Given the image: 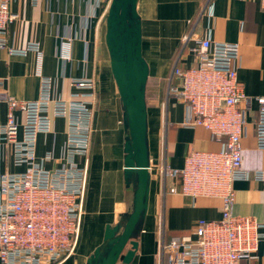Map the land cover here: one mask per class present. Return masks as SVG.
Masks as SVG:
<instances>
[{
	"label": "crops",
	"instance_id": "obj_1",
	"mask_svg": "<svg viewBox=\"0 0 264 264\" xmlns=\"http://www.w3.org/2000/svg\"><path fill=\"white\" fill-rule=\"evenodd\" d=\"M110 0H12L16 17L0 33V125L6 122V97L17 101L39 97L41 76L51 78L47 116L50 125L36 136L35 153L43 168L65 164L68 116L53 113L54 101L81 99L91 107L90 145L86 154L87 172L83 212L76 247L58 264H88L94 249L103 242L106 225L118 223L131 209L134 181L124 171V106L110 65L105 41L104 15ZM140 21L141 54L148 64L145 85L149 193L147 209L134 236L137 248L128 264H165L159 259L160 233L165 241L193 236L197 219H218L222 201L218 197L191 196L181 191L180 174H164L159 168L180 169L185 157L196 150H217L221 141L201 126L185 125V105L162 92L150 100V79L168 84L172 66L186 34L239 45L237 78L246 94L264 95V8L260 0H136ZM35 43L37 49L30 45ZM26 48L24 54L9 53L7 47ZM181 61L193 64L184 53ZM90 78L93 91L78 88L74 81ZM77 93V94H76ZM245 123L241 136L242 167L246 178L230 185L234 192L232 211L264 223V148L257 146L255 120L258 105L240 103ZM164 108V109H163ZM165 112V113H164ZM18 123L24 112L12 110ZM164 113V115H163ZM51 155L49 159L45 157ZM73 160L82 165L83 156ZM25 164L14 161L11 147L0 140V173H21ZM256 256L240 264H264V226L260 228ZM129 247V245L127 246ZM0 264H2L0 262Z\"/></svg>",
	"mask_w": 264,
	"mask_h": 264
},
{
	"label": "built area",
	"instance_id": "obj_2",
	"mask_svg": "<svg viewBox=\"0 0 264 264\" xmlns=\"http://www.w3.org/2000/svg\"><path fill=\"white\" fill-rule=\"evenodd\" d=\"M12 0H0V33L16 17ZM35 1V0H34ZM264 8V0H260ZM168 79L166 97L185 105V125L201 126L221 141L217 150L191 151L180 169L160 166L164 174L181 175V191L191 196L207 195L222 201L218 219H197L193 236L165 241L160 233L158 256L165 264H240L242 258L256 256L260 228L264 223L249 215L232 211L234 192L231 181L246 178L242 167L241 136L245 123L240 103L258 105L255 120L257 146L264 148V95L244 92L237 78L239 45L186 34L181 39ZM5 47L3 41L0 48ZM37 49L35 43L30 45ZM9 53L24 54L25 49L7 47ZM193 64L181 61L184 53ZM78 88L93 91V81H74ZM51 78L41 76L39 97L17 101L6 97V122L0 125V140L12 150L14 161L25 164L21 173H0V262L2 264H58L73 253L83 212L87 166L78 165L74 155L86 157L90 108L85 100L54 101L53 113L67 115L68 129L64 153L68 161L53 169L43 168L35 153L36 136L48 129L47 104ZM77 94V93H76ZM24 112L18 123L12 110ZM164 109V108H163ZM165 113V112H164ZM163 113V115H164ZM51 155L45 158L49 159ZM264 179V171L254 173Z\"/></svg>",
	"mask_w": 264,
	"mask_h": 264
},
{
	"label": "water",
	"instance_id": "obj_3",
	"mask_svg": "<svg viewBox=\"0 0 264 264\" xmlns=\"http://www.w3.org/2000/svg\"><path fill=\"white\" fill-rule=\"evenodd\" d=\"M135 2L110 0L104 15L110 65L124 106V171L126 179L134 181L132 207L118 223L106 225L103 242L89 256L88 264H128L137 248L134 236L147 209L150 173L144 93L149 69L141 54Z\"/></svg>",
	"mask_w": 264,
	"mask_h": 264
},
{
	"label": "rangeland",
	"instance_id": "obj_4",
	"mask_svg": "<svg viewBox=\"0 0 264 264\" xmlns=\"http://www.w3.org/2000/svg\"><path fill=\"white\" fill-rule=\"evenodd\" d=\"M153 79V78H152ZM150 79L149 81V84H148V94H149V98L150 100H153L154 97H156V95L159 94V96L161 95V92H162V97L163 99H161V103L163 104V102L165 101V95H166V91H167V82L164 81V84H160V85H156L155 82H153V80ZM88 104V102H87ZM89 108H90V114H89V129L87 130L88 132V147H87V150L85 152V154H87L88 152V149H89V145H90V133H91V129H90V120H91V114H92V111H91V107L90 105L88 104ZM86 161V157L85 159L83 158V163H85ZM85 165L87 166V163H85Z\"/></svg>",
	"mask_w": 264,
	"mask_h": 264
}]
</instances>
